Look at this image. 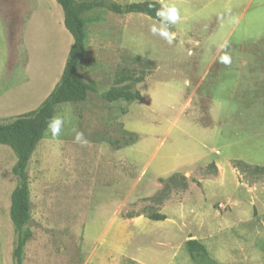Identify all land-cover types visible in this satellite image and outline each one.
Instances as JSON below:
<instances>
[{
	"label": "rangeland",
	"instance_id": "obj_1",
	"mask_svg": "<svg viewBox=\"0 0 264 264\" xmlns=\"http://www.w3.org/2000/svg\"><path fill=\"white\" fill-rule=\"evenodd\" d=\"M76 1L157 2L180 19L106 7L83 15L80 75L91 91L57 108L59 137L47 131L31 158L23 264H215L191 240L256 245L264 256V221L249 202L252 186H264L255 170L264 168V0ZM72 45L55 0H0V123L46 100ZM113 88L142 98L107 102ZM16 162L0 145V264H15Z\"/></svg>",
	"mask_w": 264,
	"mask_h": 264
},
{
	"label": "trees",
	"instance_id": "obj_2",
	"mask_svg": "<svg viewBox=\"0 0 264 264\" xmlns=\"http://www.w3.org/2000/svg\"><path fill=\"white\" fill-rule=\"evenodd\" d=\"M64 13V25L73 37V45L69 51L64 71L60 81L46 100L34 111L18 116L10 121L0 123V145L10 147L17 162L13 174L17 178V185L11 194L10 218L17 236L16 247L13 252L15 264H23L25 247L32 233L27 229L32 220V202L28 167L38 145L48 131V121L56 115L57 108L67 103H83L87 100L91 87L84 82L80 75V63L86 54L85 12L97 7H106L115 14H147L154 19L159 10L157 2L132 3L126 7L117 3L106 4L103 1L55 0ZM140 92L111 89L104 94L107 102L119 100L134 102L141 100ZM248 167V166H246ZM264 171V168H255ZM154 221L166 219L161 214H150ZM191 252L207 253V249L199 241L191 240L187 244Z\"/></svg>",
	"mask_w": 264,
	"mask_h": 264
},
{
	"label": "crops",
	"instance_id": "obj_3",
	"mask_svg": "<svg viewBox=\"0 0 264 264\" xmlns=\"http://www.w3.org/2000/svg\"><path fill=\"white\" fill-rule=\"evenodd\" d=\"M4 21L6 23H4V26H7V29H4V35L6 36L9 28L6 20ZM4 30L2 32H4ZM6 57H9V48ZM7 66L8 63L6 67ZM250 192L251 194H253L252 200L249 201L251 204V208L254 211V207L256 206L257 214L262 219V221H264V186L259 184L252 186ZM253 213H255V211ZM199 240H201V238ZM200 243L205 246L208 253H210L212 256L214 255L213 260L215 264H264V256H258L256 245H253L252 247H245L243 245L240 248L236 249L235 247L230 248L229 246H226V244H223L221 242L209 243L210 245H208V247H206V245L202 241Z\"/></svg>",
	"mask_w": 264,
	"mask_h": 264
},
{
	"label": "clouds",
	"instance_id": "obj_4",
	"mask_svg": "<svg viewBox=\"0 0 264 264\" xmlns=\"http://www.w3.org/2000/svg\"><path fill=\"white\" fill-rule=\"evenodd\" d=\"M158 17L164 18L168 24H175L179 19V11L174 5L162 4L161 9H159L156 13ZM151 31L154 34H158L168 40L169 43L172 42L174 39L175 34L169 32L168 30L158 29L156 26H153ZM228 47L227 41L220 45V49H226ZM220 61L224 64H230L231 58L225 52L223 55L220 56ZM64 125V120L59 116H54L48 121V131L51 132L52 137L55 139L59 137L61 133V129ZM75 141L78 143H87L84 140L83 133L77 131L75 133Z\"/></svg>",
	"mask_w": 264,
	"mask_h": 264
}]
</instances>
